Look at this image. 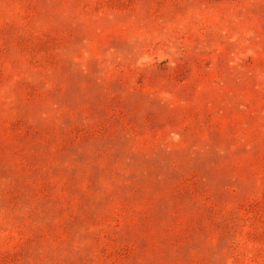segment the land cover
<instances>
[{
    "label": "rangeland",
    "instance_id": "obj_1",
    "mask_svg": "<svg viewBox=\"0 0 264 264\" xmlns=\"http://www.w3.org/2000/svg\"><path fill=\"white\" fill-rule=\"evenodd\" d=\"M0 264H264V0H0Z\"/></svg>",
    "mask_w": 264,
    "mask_h": 264
}]
</instances>
